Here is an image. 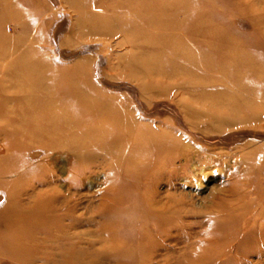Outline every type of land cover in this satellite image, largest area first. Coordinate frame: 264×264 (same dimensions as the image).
Returning <instances> with one entry per match:
<instances>
[{
    "label": "rangeland",
    "instance_id": "rangeland-1",
    "mask_svg": "<svg viewBox=\"0 0 264 264\" xmlns=\"http://www.w3.org/2000/svg\"><path fill=\"white\" fill-rule=\"evenodd\" d=\"M151 1L163 0H0V168L11 144L30 146L27 125L61 110L48 99L73 80L100 113L57 137L88 148L33 149L53 179L41 194L67 197L83 221L66 230L85 259L117 264L105 260L112 245L131 239L138 251L147 228L148 248L129 264H264L253 195L264 192V0H169L179 10L164 18ZM10 181L0 178V213ZM118 187L170 208L164 229L107 236L101 209Z\"/></svg>",
    "mask_w": 264,
    "mask_h": 264
},
{
    "label": "bare ground",
    "instance_id": "bare-ground-1",
    "mask_svg": "<svg viewBox=\"0 0 264 264\" xmlns=\"http://www.w3.org/2000/svg\"><path fill=\"white\" fill-rule=\"evenodd\" d=\"M154 3L151 1L150 4V7L155 8L154 12L151 13L152 18H164L165 15H174L179 10V7H173L169 3V0ZM174 17L176 16L174 15ZM172 22L174 21L172 20ZM174 46L173 48H175ZM72 81L66 84L69 85L67 91L55 93L49 97L51 99H48V101H52L54 104H63V109L61 108L55 115L39 114L32 124L27 125L26 130L24 129L23 132H29L27 134L21 133V136H29L21 138H23V141H28L30 146L24 144L19 148L17 145L11 144L9 148L13 153L7 156L5 161L7 166L0 168V178H12L10 188L13 186L16 188L14 196L7 197V206L0 213V264H95L94 260L85 259L86 251L81 246L79 240L76 243L72 242L70 240L72 236H69L67 233V230L69 231L73 227L74 221L79 222L80 226L83 221L80 217L75 218L74 207L69 205L67 197L59 198L53 195V190H49L52 194L50 196L41 194V188L43 186L50 187L53 179L47 173L43 175L45 172L41 165H35L38 159V150L33 149L34 146L41 147L42 152L47 155L57 150L67 149L71 153H76L84 149V147L85 149L88 148L83 143L73 147L71 142L68 143L62 140L61 137H57L60 131L66 133L65 137H70L73 135L72 130L75 125L79 127L86 120L91 119V117H97L100 113V110L96 109V107L95 110L90 107L91 103L89 99L91 97L89 98L87 89L79 87H77V90L74 89L75 86L73 87ZM87 96L89 99H87ZM75 131L83 132V129L79 127L73 132ZM46 135L53 137L49 141L46 140ZM123 139L124 137H118L113 143L124 141ZM162 145L163 143L157 144L153 148L161 147ZM136 149L138 148L136 147ZM138 172L139 170L133 171V175L137 176ZM37 176H40V179L32 183L31 179ZM134 176L131 175L133 179H137ZM128 182L130 184V181ZM1 186L2 184H0ZM116 191L110 206L101 205L102 219L110 223L108 227L103 229V232L107 236L114 238L135 225L148 227L150 223H154V231L159 232L164 229L165 220L163 217L168 215L170 208L155 201L146 193L136 203L135 198L123 189H120V187ZM253 195H255L254 198L258 201L257 205L264 204V192ZM257 205L247 208L248 210L250 208L253 209L258 207ZM257 210L259 211V215H263L264 217V209L258 207ZM65 221L69 222L66 226L63 224ZM151 235V230H147L146 228V234L144 233L139 239L141 243L138 251L133 253L127 251L128 245L132 244L133 240L124 239L119 244L115 243L112 245L113 254L109 256L107 253L105 260L113 261L117 264L135 262L138 255H142L147 250V243H149L147 240ZM251 236L250 234L247 235L245 241L249 242ZM101 257L103 259V254L94 256L98 260ZM191 260L189 264H202L205 262V259L201 256L194 259V261ZM143 262L147 264L149 258H144ZM181 262L184 261L180 259L178 263Z\"/></svg>",
    "mask_w": 264,
    "mask_h": 264
}]
</instances>
